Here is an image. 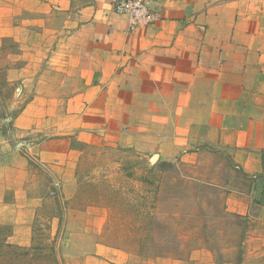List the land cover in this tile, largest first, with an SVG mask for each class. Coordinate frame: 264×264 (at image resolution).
<instances>
[{"label":"crops","instance_id":"crops-1","mask_svg":"<svg viewBox=\"0 0 264 264\" xmlns=\"http://www.w3.org/2000/svg\"><path fill=\"white\" fill-rule=\"evenodd\" d=\"M115 1L0 0V49L13 44L4 81L25 103L18 145L0 153V224L29 239L52 188L74 200L82 146L178 169L225 156L222 224H264V0H142L155 21L134 30ZM101 208L88 206L99 234ZM239 237L241 264H264V234Z\"/></svg>","mask_w":264,"mask_h":264},{"label":"rangeland","instance_id":"rangeland-1","mask_svg":"<svg viewBox=\"0 0 264 264\" xmlns=\"http://www.w3.org/2000/svg\"><path fill=\"white\" fill-rule=\"evenodd\" d=\"M12 46L7 42L0 49V153L6 150L5 143L14 145L15 139L9 136L12 120L25 105L18 100L20 91L17 93L15 87L4 81L9 66L6 56ZM81 150L77 177L81 188L76 198L66 201L64 194L52 188L30 225L29 239L23 238V232L18 241L11 239L15 235L13 226L0 224V229L9 231H2L9 236L4 246L15 248L0 249V264H196L195 260L191 262L192 253L206 248L212 255L201 256L200 264H223L236 261L241 231L246 233V240L254 234H264V224L259 218L236 229L214 216L217 211L224 213L226 184L234 175L225 156L210 152L195 166L180 165L178 169L173 164L176 171L167 167L170 173L166 175L152 159L133 150L106 146H82ZM170 176L190 180L200 188L209 187L207 191L200 189L198 198L190 201L185 197L172 198L170 189L161 186L165 183L162 178L171 181ZM91 205L102 206L103 212H107L100 234L97 233L100 221H90ZM199 209L204 211L205 219L191 220L186 229L178 224L183 217L180 210L198 213ZM202 223L206 229L201 228ZM166 225L177 231L176 238ZM18 247L27 254L22 257L11 253L18 251Z\"/></svg>","mask_w":264,"mask_h":264},{"label":"trees","instance_id":"trees-1","mask_svg":"<svg viewBox=\"0 0 264 264\" xmlns=\"http://www.w3.org/2000/svg\"><path fill=\"white\" fill-rule=\"evenodd\" d=\"M167 167H172V169L174 171H176V168L172 163L162 161V162L157 164V168L159 169V171H161L163 174H166V175H168L170 173V171H167ZM170 178H171V181L167 180V178H162V182L165 181V183H163V185H161V186L164 187V185H165L167 188L170 189V191L173 195L172 198H177V197H183L184 198L185 197V199H188V201H190V199L198 198V196L200 195V191H201L200 189H205L204 187L200 188L201 186L200 187L196 186L190 180H186V179H182V178H173L172 176H170ZM189 192H190V195H189ZM174 202H175V206H177V201H174ZM180 213L183 215V217L180 220V222H178V224H180V223L183 224L184 229L188 228V225H190L191 220H193L195 218H204L205 219V213L202 209H199L198 213H196L195 211H192V210L186 211L184 213H182V210H180ZM192 213H196V214H192ZM214 216L217 218H219V217L222 218L223 214L220 213V211H217V213L215 212ZM202 224L204 226L201 228L206 229L207 226L204 223H202ZM162 225H164V224H160V226H162ZM166 228L168 230H170L167 227V225H166ZM2 231L5 232L8 230L5 228L0 229V249L3 248V246L5 245L4 244L5 240L7 239V237H9L7 234L3 235ZM170 231L174 235V238H176L178 235L177 231H174V230H170ZM162 234H163V232H162ZM162 238H165L164 235L162 236ZM175 243L176 242H174V244ZM175 246L177 247V244H175ZM4 247L7 249H15V248H13L12 245H7V244ZM18 248H19L18 251L17 250L11 251V253H13V254L19 253V255H21L22 257L27 254V251L23 250V248H20V247H18ZM24 251H25V253H24ZM162 256H167V255L163 254ZM241 256L242 255L239 254V256L237 257V259L235 261V264H241V262H242ZM217 264H218V262H217Z\"/></svg>","mask_w":264,"mask_h":264},{"label":"built area","instance_id":"built-area-1","mask_svg":"<svg viewBox=\"0 0 264 264\" xmlns=\"http://www.w3.org/2000/svg\"><path fill=\"white\" fill-rule=\"evenodd\" d=\"M114 11L118 15L129 17L133 30L155 21V17L142 0H116Z\"/></svg>","mask_w":264,"mask_h":264},{"label":"water","instance_id":"water-1","mask_svg":"<svg viewBox=\"0 0 264 264\" xmlns=\"http://www.w3.org/2000/svg\"><path fill=\"white\" fill-rule=\"evenodd\" d=\"M20 90V89H19ZM19 90L17 91V93L19 92ZM19 94V93H18Z\"/></svg>","mask_w":264,"mask_h":264}]
</instances>
